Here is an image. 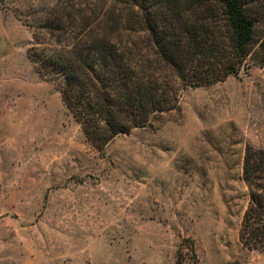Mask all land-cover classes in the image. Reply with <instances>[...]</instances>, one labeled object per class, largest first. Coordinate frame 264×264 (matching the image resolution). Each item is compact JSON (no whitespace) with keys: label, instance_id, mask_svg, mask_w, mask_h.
<instances>
[{"label":"rangeland","instance_id":"1","mask_svg":"<svg viewBox=\"0 0 264 264\" xmlns=\"http://www.w3.org/2000/svg\"><path fill=\"white\" fill-rule=\"evenodd\" d=\"M242 2L245 68L99 149L28 54L57 3L77 18L100 1L0 0V264H264L238 236L243 158L264 149V0Z\"/></svg>","mask_w":264,"mask_h":264},{"label":"trees","instance_id":"2","mask_svg":"<svg viewBox=\"0 0 264 264\" xmlns=\"http://www.w3.org/2000/svg\"><path fill=\"white\" fill-rule=\"evenodd\" d=\"M98 1V11L90 6L77 18L62 15L57 3L35 29L28 57L57 84L99 149L180 112V90L237 76L255 51V22L242 0ZM41 32H48L46 41ZM242 180L248 204L239 240L264 252V149H246Z\"/></svg>","mask_w":264,"mask_h":264}]
</instances>
